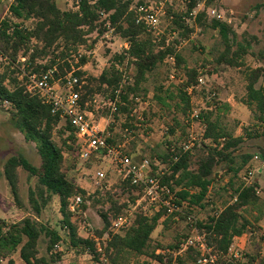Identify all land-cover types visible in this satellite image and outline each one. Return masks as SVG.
<instances>
[{
    "label": "rangeland",
    "instance_id": "rangeland-1",
    "mask_svg": "<svg viewBox=\"0 0 264 264\" xmlns=\"http://www.w3.org/2000/svg\"><path fill=\"white\" fill-rule=\"evenodd\" d=\"M13 2L14 0H0V24L10 17V6ZM55 3L62 11L76 12L73 9L75 4L72 0H55ZM160 3L163 8V13L160 14L161 23L157 30L151 31L153 37L165 38L167 44L179 43L177 51L183 56L186 67L198 69L200 72L198 84L186 90L191 98V107L185 115L175 108L179 100L170 102L171 108L165 109L153 99L156 85L175 90L174 88L181 85L182 78L185 77L181 70L177 71L175 65L166 61L154 76L149 78V82L144 84V87L149 90L147 98L143 95L138 97L132 95L129 103L121 100L125 87L133 84L136 71L127 60L124 62L115 60L116 56L124 55L129 46L114 34L111 24L105 21L106 16H102L101 20V22L105 21V24L99 31L88 36L86 44L69 51L65 58L62 57V50L55 46L47 55L39 57L35 66H48L55 61L57 66H63L65 72V75L61 74L64 77L63 83L67 73L82 72V88L86 86L92 91L86 97L84 110L93 114V121H96L99 129L112 140V145L121 146L124 153L136 163L141 164L145 160L150 162L151 166L146 173L149 179L162 175L168 170L169 166L166 162L169 160L163 161L161 158L167 155L168 148L173 146L179 148L191 139L195 144L190 151L193 155L192 168H197L196 162L205 149L203 145L211 146V143L204 140L203 121L199 117L197 119L195 115L205 116L212 112L214 119L220 118L221 127L228 134L234 138H242L243 143L234 152L235 164L220 163L214 169L212 185L208 191L209 200L212 201L204 202L203 206L185 208V211H190L199 222L205 223L214 215V211L233 203V195L239 187L253 185L262 176L258 172L259 169L264 168V124L256 121L254 112L245 105V100L247 73L250 70L264 69V0H199L192 15L188 12V0H135L132 11L134 13V9L141 5L156 6ZM201 13H205L206 16L202 20V27L196 21V17ZM176 15L182 16L189 29H192L188 38L180 30L172 33L171 17ZM215 20L230 27L233 33L230 38L234 39L232 52L238 51L240 47L246 51V54L238 59L242 65L241 68L216 64L215 60L225 50V43L218 31L209 28ZM25 25L32 27L34 21H28ZM36 47H38L37 43L33 42L27 56H23L21 52L15 67H10L11 65L0 51V77L7 76V84L11 88L13 79H17L18 82L23 81L25 84L23 72L30 67L26 61ZM82 58H86L87 62L84 66L77 68ZM64 63L71 66V71ZM113 67L123 74L121 86L114 99L110 91L105 87L100 88L94 81L104 71ZM29 69L33 70L31 67ZM62 82L57 83V88L60 90H62ZM262 85H264V76L257 87ZM85 92V88L80 92L82 97ZM115 105L117 111L113 110ZM225 105L230 106V111L225 110ZM125 108L127 111L123 112ZM65 124L61 122L59 129ZM58 132L59 130L55 140L62 144L68 134L61 139ZM72 147H74L73 150L64 149L63 170L73 184L86 192L80 211L77 214L71 212L73 214L71 220L77 226L80 237L92 240L94 236L104 247L111 234L122 233H114L111 230L112 221L119 214L131 211L134 220L139 214H145L150 218L157 215L153 206L145 198L143 189L133 188L124 182L112 159L103 153H93L88 160H84L80 156L82 144L77 140ZM246 157H250L247 166L236 175L234 171L240 168ZM13 158H24L38 169L42 165L36 145L25 140L24 135L14 124L10 106L5 104L0 106V221L12 225L29 217L35 218L49 230L57 231L65 241L63 244L59 243L62 245V251H55V244L49 252V238L43 234L39 242L40 257L50 260L51 255L60 256L56 264H96L89 254L82 251L73 252L68 248V233L62 228L63 216L60 212L59 198L48 195L41 198L37 192L38 176H32L22 167L18 169V195L15 198L5 176L6 165ZM99 172L104 174V178L97 185L95 177ZM250 173L251 180L245 181L244 178L250 177ZM260 190L259 197L263 201L260 207L264 210V188L260 186ZM31 192L39 203V213L30 203ZM104 215L108 216L110 227L102 237L100 233L105 229L102 218ZM244 215L251 224L247 239L252 245L250 234L258 231L254 223L255 214L245 213ZM190 233L191 226L185 217H162L152 235V247L159 248L156 255L182 257L184 253L179 254L180 246ZM258 243H255L254 248L261 251L264 249L261 246L263 241L259 240ZM174 247H178L179 250L173 251ZM247 249L239 248L237 245V248L228 256L233 259L232 264H264L263 257L252 259L250 256L252 254ZM237 251L238 257L235 256ZM17 263L24 264L19 257V252L13 253L11 257L1 262V264ZM104 264L112 263L107 259ZM117 264L162 263L146 256L132 255L123 256ZM220 264H224V261Z\"/></svg>",
    "mask_w": 264,
    "mask_h": 264
},
{
    "label": "trees",
    "instance_id": "trees-1",
    "mask_svg": "<svg viewBox=\"0 0 264 264\" xmlns=\"http://www.w3.org/2000/svg\"><path fill=\"white\" fill-rule=\"evenodd\" d=\"M134 2L135 0H97L93 4V0H82L80 9L74 12L62 11L55 0H14L10 6V17L0 24V51L8 64L11 65L10 67H15L20 53L23 52L22 55L27 56L31 50V44L36 42L38 47L33 50L26 61L33 69L31 72L46 71L56 66L55 80H59L64 78L62 75H65L63 66H57L55 61H52L51 65L48 66H35L36 60L47 55L50 49L55 46L62 50V57L65 58L69 51L86 44L88 36L99 31L105 21L109 22L114 29V34L129 46L125 54L116 56L115 60L120 62L127 60L136 71L133 84L125 87L121 100L129 103L132 95L135 97L143 95L144 98H147L149 90L144 87V84L149 82V78L154 76L167 58L174 56L175 68L177 71L181 70L185 77L182 78L181 85L174 88L175 90L165 89L163 85H156L153 99L165 109L171 108L170 102L179 100L175 108L185 115L191 107V98L186 90L198 84L200 72L198 69L186 67L183 56L177 51L179 43L167 44L165 38H154L145 25L136 23V16L132 11ZM198 3L199 0H188L189 15H192ZM101 13L106 16L105 21L102 22ZM205 17V13L196 17L200 27L203 26L202 20ZM171 18L173 21L172 33L180 30L188 38L192 29H189L183 17L176 15ZM28 21H34V25L26 27L25 24ZM209 28L218 31L225 43V50L215 60L216 64L241 68L242 65L238 59L246 54V51L240 47L238 51L232 52L234 39L230 38V35L233 34L230 27L215 20L212 21ZM86 62V58H82L77 68L84 66ZM64 64L71 71V66L68 63ZM29 68L24 72L30 71ZM75 76L81 79L83 73L77 71ZM246 76L247 98L245 105L254 112L256 121L264 124V85L257 87L264 76V69L250 70ZM23 79L26 80L25 77ZM122 80L123 74L115 67L104 71L98 79H94L100 88L105 87L112 93L113 99ZM7 82V76L0 77V106L5 104L10 106L15 126L24 135L27 142L36 145L42 161L39 169L32 166L24 158H13L7 163L5 176L13 195L17 198L18 169L20 167L32 176H38V195L41 198L46 195L57 196L60 200V212L63 216L62 228L68 233V248L73 252L88 253L96 264H104L101 261L102 255L96 252V243L93 240L80 237L77 226L71 220L73 216L69 209L71 200L77 196L83 198L86 195L84 190L68 179L63 170L64 149L73 150L72 145L78 140L75 128L69 120L60 119L58 115L53 114L51 106L46 104L40 96L30 95L26 91L23 81L22 83L13 79L12 88ZM84 88L86 92L83 97L81 95L80 99L83 108L86 97L92 92L86 86L81 88L80 92ZM123 110L126 112L127 108ZM225 110L230 111V106L225 105ZM199 118L205 127L203 138L205 141H209L211 146L203 145L205 149L196 162L197 168H192V152H184L182 146L179 148L173 146L168 148L164 158L161 157L163 161L169 160L166 162L169 166L168 170L162 175L154 176L163 185L177 191L178 204L185 207L203 206L204 202L212 201L209 200L208 191L212 185L214 169L220 163L235 164L234 152L243 143L242 138H234L221 127L220 118L214 119V113L210 112L205 116L200 115ZM61 122L66 124L59 129ZM58 130L61 139L65 134H68L67 139H64L62 144L55 140ZM108 141L111 145L113 144L112 140L109 139ZM249 159L250 157H246L240 168L234 171L236 175L247 166ZM230 169L232 171L231 167ZM127 183L133 188H141ZM256 189L257 184L255 183L250 186L239 187L233 195V200L234 198L237 199L236 202L214 211V215L207 222L198 221L197 227L206 235L209 246L220 256V263L224 261V264H232L233 259L228 258V256L235 239L248 234L251 224L244 215L245 213L255 214V225L264 220V210L260 207L263 201L257 195ZM30 203L33 209L39 213V203L32 192ZM187 213L192 214L190 211ZM177 216H166L163 211L152 218L145 214L136 215L130 228L120 234H111L104 247L102 246L105 258L112 264H117L123 256L130 257L132 255L146 256L162 264H188L189 262L197 264L198 253L194 249H188L183 254L184 256L181 255L182 257H174V255L164 257L163 255H156L159 250L158 247H152V235L159 220L162 217ZM102 218L105 229L100 233V236L103 237L108 231L110 223L107 215ZM43 234L49 238V252L55 244L65 243L57 231L49 230L35 218L29 217L12 225L0 221V264L2 260L8 259L16 252H19L24 264H56L60 256L51 255V259L48 260L39 255V242ZM176 249L178 247L172 248L173 251Z\"/></svg>",
    "mask_w": 264,
    "mask_h": 264
},
{
    "label": "built area",
    "instance_id": "built-area-1",
    "mask_svg": "<svg viewBox=\"0 0 264 264\" xmlns=\"http://www.w3.org/2000/svg\"><path fill=\"white\" fill-rule=\"evenodd\" d=\"M72 1L75 4L73 9L78 11L82 0ZM96 1L93 0V4ZM162 10L161 3L156 6H138L134 9L136 23L145 25L150 32H153L159 28ZM101 14L105 16L104 13ZM166 62L175 65V58L171 56L167 58ZM75 72L71 71L68 73L63 79L64 83L62 79L55 80L56 66L41 72H23V78L25 77L26 79V91L30 95L40 96L46 104L51 106L52 113L58 115L60 119L70 121L77 132L78 141L82 144V149L80 150L82 159L88 160L93 153L105 154L117 165L118 174L124 182H129L133 186L143 189L145 198L153 206L155 212L163 211L166 216L178 215L177 217H185L187 223L191 226V233L183 240L179 254L185 253L188 249H194L198 253L197 264H220V256L209 246L206 235L197 227L198 219L193 214L187 213L185 206L178 204L177 191L167 185H163L158 178L149 179L146 173L151 166L150 162L145 160L141 164L136 163L124 153L121 146L111 145L108 141L109 137L104 131L99 129L92 116L84 110L80 104L82 81L75 76ZM59 82H62V90L57 88V83ZM113 110L117 111L116 105ZM195 117L198 119L199 115H195ZM194 145V140L191 139L182 145V150L189 152L194 148ZM249 175L250 177L244 178L245 181L251 180L252 174L250 173ZM103 178V173H97L95 177L96 184L98 185ZM256 193L259 195L260 191ZM236 201L237 199L234 198L233 203ZM83 203L81 196L73 198L70 202V212L77 214ZM133 221V213L131 211L120 214L112 221L111 230L114 233L124 232L132 226ZM92 240L96 243V252L102 255L101 261L106 263L107 259L104 256L100 240L94 236ZM54 249L60 252L63 248L61 244H56ZM230 252H232V249H230ZM235 256L238 257V255Z\"/></svg>",
    "mask_w": 264,
    "mask_h": 264
},
{
    "label": "crops",
    "instance_id": "crops-1",
    "mask_svg": "<svg viewBox=\"0 0 264 264\" xmlns=\"http://www.w3.org/2000/svg\"><path fill=\"white\" fill-rule=\"evenodd\" d=\"M90 115L92 116V118H93V114L92 113H90ZM96 122V121H95ZM260 175H262L261 177H260V180L259 181H257L255 184H257V189H256V191H260V194L259 195H261V190H260V186L262 187V188H264V168H261V169H259V172H258ZM258 195V196H259ZM264 217V216H263ZM257 228H258V231H254V232H252L251 234H250V236L252 237V245H250V242H249V239H247V235L248 234H245V235H243L242 237H240V238H236L235 239V241H234V245L232 246V252H233V250L234 249H236L237 248V245H238V247L239 248H246L247 249V247H248V252L250 253V254H252V255H250L251 256V258L252 259H254V258H257V259H260V256L261 257H263L264 258V249H262L261 251L260 250H258L257 248V250L254 248V245H255V243H257V244H259L258 243V241L259 240H262L263 241V243H261V246H262V248H264V220H262V221H260L258 224H257ZM255 240H257L256 242H255ZM238 242V243H237ZM254 243V244H253ZM237 244V245H236ZM236 245V246H235ZM250 248V249H249ZM236 253V255H238L239 256V252L237 251V252H235ZM19 257H20V255H19ZM21 259V258H20ZM22 261V260H21ZM18 264V263H17Z\"/></svg>",
    "mask_w": 264,
    "mask_h": 264
}]
</instances>
